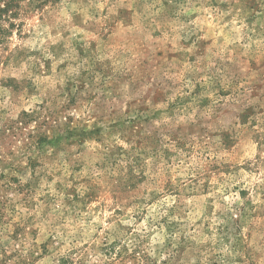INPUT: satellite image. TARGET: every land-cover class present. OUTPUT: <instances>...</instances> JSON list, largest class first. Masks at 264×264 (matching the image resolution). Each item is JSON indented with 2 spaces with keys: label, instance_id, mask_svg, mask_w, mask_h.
Here are the masks:
<instances>
[{
  "label": "rangeland",
  "instance_id": "1",
  "mask_svg": "<svg viewBox=\"0 0 264 264\" xmlns=\"http://www.w3.org/2000/svg\"><path fill=\"white\" fill-rule=\"evenodd\" d=\"M0 264H264V0H0Z\"/></svg>",
  "mask_w": 264,
  "mask_h": 264
}]
</instances>
